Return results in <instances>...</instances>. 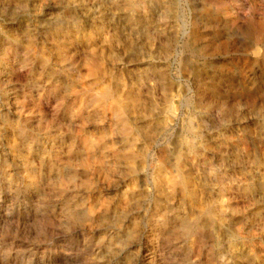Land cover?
I'll use <instances>...</instances> for the list:
<instances>
[{"label": "clouds", "instance_id": "obj_1", "mask_svg": "<svg viewBox=\"0 0 264 264\" xmlns=\"http://www.w3.org/2000/svg\"><path fill=\"white\" fill-rule=\"evenodd\" d=\"M50 4L52 47L29 24L23 62L0 82V154L23 162L19 177L4 169L10 194L38 189L34 220L5 208L0 264H33L39 247L65 264H152L146 251L155 264H264V93L217 108L172 48L214 14L228 38L206 59L235 49L254 62L246 77L264 74V0H0V33ZM246 111L251 139L230 132Z\"/></svg>", "mask_w": 264, "mask_h": 264}, {"label": "rangeland", "instance_id": "obj_2", "mask_svg": "<svg viewBox=\"0 0 264 264\" xmlns=\"http://www.w3.org/2000/svg\"><path fill=\"white\" fill-rule=\"evenodd\" d=\"M210 1L208 0L209 3ZM33 2L37 3L38 1L33 0ZM244 2L245 0H233V5L235 7V3L245 4ZM196 3H201V0H196ZM51 5H49L51 8L50 10H47V7H45L42 15L45 16L46 14H49V18L52 19V17L58 13L59 9H57L55 5H52L54 7H51ZM28 20L30 19L25 18L24 20V18H22L15 24L9 23L5 25L4 32L0 33V82H7L11 77H13L17 67L23 62V54L25 51L23 44L26 43L24 37L28 32L29 24H31V26L37 30L39 34V41L42 44H48L49 47H52L50 42L54 38L52 32L53 21H43L41 18H38L36 21H34V24L33 21ZM229 23L230 22H220L215 18L214 14L213 16H201L197 29L195 31L186 33V38L180 42L179 47H177L175 43L172 45V48L176 49L174 70L178 75L184 78L191 77V83L197 94L202 99L216 104L217 108L225 104L231 108L238 102L246 103L256 100L261 96V93H264V74L246 77L244 73L247 72V69L251 67V64L254 62H249L247 66H245V58L237 53L235 49H233L231 53L224 51L222 56L206 59L209 51L215 48V44L217 45L221 40L228 38L227 27L229 26ZM10 31L11 33L9 34ZM17 39L21 41L20 44L14 43V41ZM170 51L171 48H162L160 45H157V52L160 57H164L165 55L167 56ZM234 60L236 62H234ZM261 66L264 67V61H261ZM241 74L244 76L243 79H245V82L241 80ZM230 76H233V78ZM253 86H255L254 90H252L254 88ZM18 88L19 85H16L15 89H11L10 91L15 92ZM202 94L205 95V97H202ZM14 98V96H10L9 101L11 102L14 100ZM263 102L264 98H261L259 100L260 104L256 105L257 109L260 107V105L264 104ZM243 116L248 120V123L241 124L237 122V125L235 123L230 129V132L233 134H238L239 131H243L248 136V138L251 139L255 128L259 125V120L253 119L252 113L247 111L243 114ZM217 126H219L218 120L213 122V127ZM11 139L12 133H6L5 144L7 145ZM39 150L40 149L38 148L37 151ZM0 155L3 156V160H0V217H3L4 210L10 204V202L16 201V216L21 218L25 223H28L34 220L37 215L35 206L37 202L38 189L36 186L24 181L20 183L18 187H16L14 193L10 194L9 184L7 182L4 169L7 168L8 164L13 165V168L16 170L19 177L23 171V162L21 159L13 156L9 151H7V149H5V152ZM0 222H2V220H0ZM25 247L27 246L25 245ZM144 255L152 259V264H155V252L146 251ZM27 257L33 259V264H65V260L67 259L63 256V253L59 250V248L54 249L47 247H39L35 250L34 257L33 253H28ZM169 264H171V261H169Z\"/></svg>", "mask_w": 264, "mask_h": 264}, {"label": "bare ground", "instance_id": "obj_3", "mask_svg": "<svg viewBox=\"0 0 264 264\" xmlns=\"http://www.w3.org/2000/svg\"><path fill=\"white\" fill-rule=\"evenodd\" d=\"M38 2H39V0H37ZM210 1V0H209ZM244 1V0H243ZM211 2V1H210ZM245 3V2H244ZM236 4V3H235ZM51 5V4H50ZM53 5V4H52ZM51 5V7H54V6H52ZM245 6H246V4H245ZM47 10H50L51 8H50V6H47V8H46ZM234 10H237L238 11V9H235V7H234ZM49 13V12H48ZM54 13H56V12H54ZM50 17V15L49 14H46L45 16L44 15H41L40 17H38V18H41L43 21H51L52 19L51 18H49ZM52 17V16H51ZM37 18V19H38ZM24 20H25V18H24ZM40 20V19H39ZM28 21H30V20H28ZM27 21V22H28ZM38 22V21H37ZM29 23V22H28ZM34 23V22H33ZM39 23V22H38ZM44 23V22H43ZM46 23V22H45ZM35 24V23H34ZM42 25V24H41ZM216 25V24H215ZM219 25V24H218ZM223 25V24H222ZM229 25V24H228ZM18 26V25H17ZM22 27V26H21ZM35 27H37V26H35ZM45 27H47V26H45ZM50 28V27H49ZM214 28V27H213ZM6 30V29H5ZM41 30V29H40ZM47 30V29H46ZM51 30V29H50ZM218 30V29H217ZM22 32H24V31H22ZM11 33V31L9 32V34ZM203 33V32H202ZM204 34V33H203ZM201 35V34H200ZM44 36V35H43ZM49 36V35H48ZM41 37V36H40ZM51 37V36H50ZM200 37V36H199ZM11 38V37H10ZM49 38V37H48ZM186 38V37H185ZM52 39V38H51ZM50 40V39H49ZM47 41H48V39H47ZM44 44V43H43ZM173 45V44H172ZM215 46H216V44H215ZM179 47V46H178ZM176 50V49H175ZM208 50V49H207ZM159 53H161V52H159ZM166 56V55H165ZM233 59V58H232ZM235 60H236V58H235ZM234 60V62H236ZM175 61V60H174ZM230 61V60H229ZM232 61V60H231ZM245 61V60H244ZM239 63H240V61H239ZM229 64V63H228ZM235 64V63H234ZM227 65V64H226ZM237 65V64H236ZM231 67V66H230ZM236 67V66H235ZM238 68H239V66H238ZM183 69V68H182ZM232 69V68H231ZM235 69V68H234ZM189 71V70H188ZM225 71V70H224ZM230 71H232V70H230ZM235 71V70H234ZM238 71V70H237ZM228 72V71H227ZM184 73V72H183ZM234 73V72H233ZM228 74V73H227ZM187 75V74H186ZM185 75V76H186ZM230 75H233V74H230ZM240 76V75H239ZM188 77V76H187ZM230 77H232L233 78V76H230ZM237 78V77H236ZM241 80L242 81H244L245 79H243L244 78V76L241 74ZM235 81V80H234ZM245 82V81H244ZM196 83V82H195ZM200 83V82H199ZM248 84V83H247ZM241 85V84H240ZM244 85V84H243ZM252 85V84H251ZM238 87H240V86H238ZM254 87V86H253ZM251 88V87H250ZM259 88V87H258ZM215 89V88H214ZM253 90V89H252ZM229 91V90H228ZM261 92V91H260ZM228 93H230V92H228ZM238 93V92H237ZM259 94V93H258ZM258 94H257V96H258ZM239 95H240V93H239ZM255 95V94H254ZM260 95V94H259ZM205 97V95H203L202 94V97ZM256 96V97H257ZM209 97V96H208ZM242 97V96H241ZM249 97V96H248ZM243 98V97H242ZM213 99V98H212ZM211 99V100H212ZM245 99H247V98H245ZM253 99H254V97H253ZM227 100V99H226ZM232 100V99H231ZM242 100V99H241ZM218 101V100H217ZM222 101V100H221ZM224 101V100H223ZM237 101V100H236ZM244 101V100H243ZM220 102V101H219ZM218 102V103H219ZM230 102H232V101H230ZM234 102V101H233ZM216 103V102H215ZM235 103V102H234ZM261 103V102H260ZM260 103H258V104H260ZM264 103V102H263ZM236 125H237V123H236ZM35 198V197H34ZM11 200V199H10ZM3 208V207H2ZM3 214V213H2ZM1 218V217H0ZM56 255V254H55ZM60 255V254H59ZM144 255V254H143ZM62 256V255H61ZM60 261H61V259H60ZM155 261V260H154ZM153 262V261H152Z\"/></svg>", "mask_w": 264, "mask_h": 264}]
</instances>
